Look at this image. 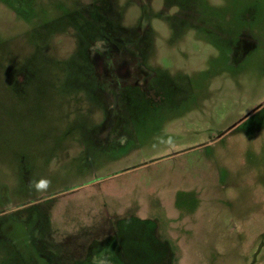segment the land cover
Masks as SVG:
<instances>
[{"label":"rangeland","instance_id":"rangeland-1","mask_svg":"<svg viewBox=\"0 0 264 264\" xmlns=\"http://www.w3.org/2000/svg\"><path fill=\"white\" fill-rule=\"evenodd\" d=\"M0 264H264V0H0Z\"/></svg>","mask_w":264,"mask_h":264},{"label":"flooded vegetation","instance_id":"flooded-vegetation-1","mask_svg":"<svg viewBox=\"0 0 264 264\" xmlns=\"http://www.w3.org/2000/svg\"><path fill=\"white\" fill-rule=\"evenodd\" d=\"M102 66V65H101Z\"/></svg>","mask_w":264,"mask_h":264}]
</instances>
